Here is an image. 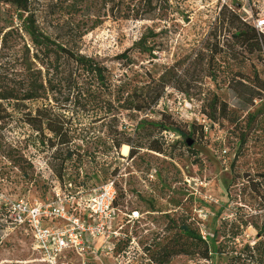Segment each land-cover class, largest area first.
<instances>
[{"label": "rangeland", "instance_id": "374dc122", "mask_svg": "<svg viewBox=\"0 0 264 264\" xmlns=\"http://www.w3.org/2000/svg\"><path fill=\"white\" fill-rule=\"evenodd\" d=\"M58 1L63 0H31V4L42 10ZM96 5L101 6V0ZM23 7L24 0H0V30H9L17 21L15 10ZM93 11L88 17L73 18L101 21L82 40L81 52L88 56L113 57L129 48L144 28H152L160 47L156 63L169 69L171 83L155 111L167 113L191 131L193 146L189 150L183 139L164 133L165 156L141 150L128 159L121 148L117 154L99 145L94 154L97 165L82 168L98 171L96 178L73 188L54 178L45 154L31 148L34 135L19 121L22 113L15 115L13 123L0 126V264H43L28 230L5 220L10 203L51 202L58 195L79 221L95 226V217L85 209L96 202L107 182L114 183L115 192L107 240L105 236L92 240L93 253L66 252L59 264H264V177L260 176L264 175V92L256 87L264 83V52L257 56L233 47L232 28L223 19L235 13L255 28L258 21L264 22V0H168L163 15L157 11L153 21L144 23L105 18V10L99 8ZM257 31L264 35V26ZM252 93H260V100L248 108L244 103ZM213 95L232 110L229 121L207 119ZM247 111L254 116L252 121H247ZM95 119L81 117L75 122L81 129L89 128L85 132L90 138L102 139L107 122ZM135 121L123 117L121 124L133 127ZM240 132H246V141L239 150ZM15 149H21L19 155L32 168L23 159L14 165L12 156H19ZM113 170L115 176H109ZM252 181L256 194L248 192ZM181 225L198 235L203 229L208 259L200 258L181 235ZM247 248L249 252H244ZM171 251L187 254L166 256Z\"/></svg>", "mask_w": 264, "mask_h": 264}, {"label": "trees", "instance_id": "16d2710c", "mask_svg": "<svg viewBox=\"0 0 264 264\" xmlns=\"http://www.w3.org/2000/svg\"><path fill=\"white\" fill-rule=\"evenodd\" d=\"M93 2L63 0L49 3L40 10L33 7L31 0H24L23 10H15L16 23L5 32L0 30V126L13 123L15 115L22 113L19 121L34 135L31 148L45 154L47 165L59 183L68 181L66 184L73 188H78L79 182L96 178L98 171L89 173L82 168L97 165L94 154L99 145L103 151L113 150L117 154L122 146H127L128 159L136 157L141 150L165 156L164 133L183 139L189 150L193 146L191 131L167 113L155 111L171 83L169 69L156 63L155 52L160 47H156L152 28H144L132 45L121 53L102 58L81 52L83 38L101 24L99 17L91 22L73 19L81 14L88 17L92 10L96 13L99 8L105 10V18L151 22L157 11L164 14L168 0H101V6L96 5V0ZM57 15L59 19L50 18ZM223 19H227L232 28L233 47L257 56L264 52L263 34L235 13L226 18L223 15ZM211 48H214L211 53L217 55L216 45ZM156 67H160L159 73L154 72ZM259 83L257 89L264 92V83ZM238 84L232 89L236 90ZM259 94L252 93L253 97L245 99L244 105L252 107ZM238 97L242 98L241 95ZM205 115L213 123L218 119L229 121L232 110L213 95ZM88 116L107 122L102 139L90 138V132H85L89 128L81 129L76 123L77 118ZM123 117L136 118L134 126L122 125ZM253 118L247 111V121ZM202 132L200 127L201 135ZM237 138L240 150L246 141V132L238 133ZM14 151V155H19L21 149ZM118 158L122 159L121 156ZM22 159L28 168H32V163L22 155L12 156L11 160L15 165ZM69 166L75 168L69 170ZM102 174L103 178L107 175ZM115 174L113 170L109 176ZM254 183L249 185V193L258 192ZM180 232L198 250L200 258H209L207 243L194 229L181 225ZM246 251L249 252L248 248L244 249ZM165 254L187 253L171 251Z\"/></svg>", "mask_w": 264, "mask_h": 264}, {"label": "built area", "instance_id": "2783aa9c", "mask_svg": "<svg viewBox=\"0 0 264 264\" xmlns=\"http://www.w3.org/2000/svg\"><path fill=\"white\" fill-rule=\"evenodd\" d=\"M263 26L264 22L258 21L255 29ZM113 185V182H107L101 188L96 202L93 200L86 206L89 217H95V226L79 221L74 210L67 208L58 195L51 202L30 203L20 200L10 203L6 211L7 221L14 228L24 227L28 230L43 264H59L63 254L69 251L80 255L88 251L93 253L91 241L104 239L103 236L108 234L106 223L111 222V205L115 195ZM199 233L201 240L206 242L207 235L202 228H199ZM107 238L105 236V240Z\"/></svg>", "mask_w": 264, "mask_h": 264}, {"label": "bare ground", "instance_id": "6f19581e", "mask_svg": "<svg viewBox=\"0 0 264 264\" xmlns=\"http://www.w3.org/2000/svg\"><path fill=\"white\" fill-rule=\"evenodd\" d=\"M121 154L124 156H126L128 154V147L127 146L121 147Z\"/></svg>", "mask_w": 264, "mask_h": 264}]
</instances>
